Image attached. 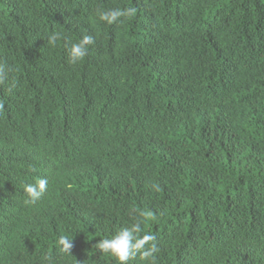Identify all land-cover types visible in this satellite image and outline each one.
Returning a JSON list of instances; mask_svg holds the SVG:
<instances>
[{
  "label": "trees",
  "instance_id": "16d2710c",
  "mask_svg": "<svg viewBox=\"0 0 264 264\" xmlns=\"http://www.w3.org/2000/svg\"><path fill=\"white\" fill-rule=\"evenodd\" d=\"M0 65V264H264V0H0Z\"/></svg>",
  "mask_w": 264,
  "mask_h": 264
},
{
  "label": "clouds",
  "instance_id": "9594fccd",
  "mask_svg": "<svg viewBox=\"0 0 264 264\" xmlns=\"http://www.w3.org/2000/svg\"><path fill=\"white\" fill-rule=\"evenodd\" d=\"M132 9L123 10L120 8H114L109 10L99 11V20L111 25L119 22L121 17L131 15ZM62 39V34L52 33L48 37V43L51 46H56L57 41ZM94 43L93 36L85 35L79 42L71 44L68 50L69 62L76 64L84 60L88 54V49L91 44ZM7 70L3 65H0V81L7 78ZM48 187V180L46 178H39L34 184H26L24 186V192L27 199L26 204H34L41 196L46 192ZM140 223H134L130 227L121 228L110 238H104L97 243L98 249L114 258L117 264H128V261L134 259L138 254L140 257L149 264H154L156 254L159 252V248L155 243L156 237L152 234L145 233L142 236ZM58 245L61 246V250L70 254L72 248V238L67 235H61L58 237Z\"/></svg>",
  "mask_w": 264,
  "mask_h": 264
}]
</instances>
